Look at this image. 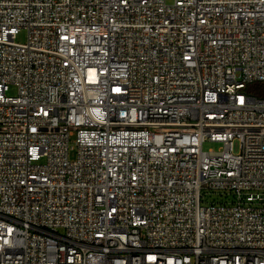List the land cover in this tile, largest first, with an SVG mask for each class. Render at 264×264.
<instances>
[{
  "label": "built area",
  "instance_id": "1",
  "mask_svg": "<svg viewBox=\"0 0 264 264\" xmlns=\"http://www.w3.org/2000/svg\"><path fill=\"white\" fill-rule=\"evenodd\" d=\"M256 82L264 0H0V264H264Z\"/></svg>",
  "mask_w": 264,
  "mask_h": 264
},
{
  "label": "rangeland",
  "instance_id": "2",
  "mask_svg": "<svg viewBox=\"0 0 264 264\" xmlns=\"http://www.w3.org/2000/svg\"><path fill=\"white\" fill-rule=\"evenodd\" d=\"M168 3H172L173 0H167ZM27 33L25 30H22L19 35H18V41L24 42L26 40ZM263 84L261 82H256L253 87H261ZM17 94V88L15 86H11L8 92V96H16ZM220 147V144L218 143H212V142H205L203 145L204 150H209V149H214L217 150ZM235 149H237V144L235 145ZM75 157V152H71L70 158ZM220 191H214V192H209L205 196L209 200H212L214 198H219L220 197Z\"/></svg>",
  "mask_w": 264,
  "mask_h": 264
},
{
  "label": "trees",
  "instance_id": "3",
  "mask_svg": "<svg viewBox=\"0 0 264 264\" xmlns=\"http://www.w3.org/2000/svg\"><path fill=\"white\" fill-rule=\"evenodd\" d=\"M253 86L254 84L250 86V90H252L253 93H255L256 95H264V90L263 88H261L263 85L258 88Z\"/></svg>",
  "mask_w": 264,
  "mask_h": 264
}]
</instances>
